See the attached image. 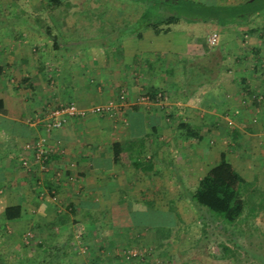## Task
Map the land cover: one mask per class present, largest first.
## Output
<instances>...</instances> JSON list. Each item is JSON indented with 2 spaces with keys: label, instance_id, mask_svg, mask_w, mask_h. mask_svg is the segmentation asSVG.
Masks as SVG:
<instances>
[{
  "label": "rangeland",
  "instance_id": "rangeland-1",
  "mask_svg": "<svg viewBox=\"0 0 264 264\" xmlns=\"http://www.w3.org/2000/svg\"><path fill=\"white\" fill-rule=\"evenodd\" d=\"M71 3L67 12L56 11L54 14L67 13L69 20L79 21L68 32L71 40L80 39L77 46L109 51L137 47L145 52L151 50L150 46L167 48L168 43L172 44L176 39L182 46V53L176 54L180 55L181 62L175 65V53H169L167 70L182 67L179 75L185 80L195 79L199 84L208 82L210 77L215 78L218 71H225L224 92H219L225 93V104L215 106L211 116L204 120L201 119L203 111L196 108L205 94L203 92L193 93L196 105L192 110L184 109L183 102L175 94L173 97L167 95L165 101L148 104L158 107L163 118L170 123L165 141L158 140L153 133L151 136L150 151L157 174L137 173L133 167L128 170L118 168L119 171L112 173V179L103 175L100 188H89L75 173L57 170L56 179L71 184L73 190L70 192L69 187L68 191L72 193L69 196L63 194L65 188L58 192L56 189V195L52 196L45 183L46 176L51 175L50 169L44 173L18 170L14 175L19 176L17 185L12 173H3L5 177L0 179V264H264L263 139L262 125L257 123L256 117L257 107L264 104L261 83L264 66L258 71L254 69L257 62L264 61V55L258 54L259 57L247 52L252 37L247 27L232 25L223 29L214 21L190 23L182 19L172 26V32L156 38L146 22L124 18L133 9L135 17L140 13L141 6L132 0H71ZM219 6L225 7V0H209L205 13H210V7ZM254 6L264 8L260 7L264 6V0L256 1ZM0 7L51 6L47 0H0ZM113 16H117L116 19ZM251 25H259L260 33L264 34V18L257 16ZM140 33L143 36H139ZM253 41L259 43L262 40ZM242 46L241 51L239 47ZM244 52H247V59L238 60ZM24 75L17 76L15 82L19 81L26 89L27 85L22 81ZM242 75L247 79L249 75L254 76L250 77V83L259 93L258 105L248 94L242 96L238 92ZM23 90L21 94L25 92ZM242 103L250 117L246 123L250 130H246L245 139L241 136L234 139L232 130L239 132L243 127V117L238 112ZM123 111L115 102L113 110L99 114L116 116L120 136L129 123ZM169 114L175 115L177 121L173 122ZM188 121L201 131L203 138L189 140L182 137L175 141L173 133L178 123ZM113 136L116 134H108L106 142L102 143L103 150L109 147ZM158 142L163 144L159 147ZM159 152L160 156L157 155ZM221 153H226L249 182L243 195L245 211L234 223L199 206L188 195L200 178L220 160ZM24 177L29 180L24 181ZM123 197L125 201H120ZM82 199L91 203L88 208L78 205L76 212L69 209V203L78 204ZM147 201L153 204L149 206ZM14 203H22L26 214L23 219L10 223L3 219V212L7 205ZM146 206L150 208L148 213L144 212ZM86 212H90L92 218ZM62 214L66 217L61 218ZM225 245L236 253V259L225 257ZM132 249L137 250L144 260L124 259V254Z\"/></svg>",
  "mask_w": 264,
  "mask_h": 264
},
{
  "label": "crops",
  "instance_id": "crops-1",
  "mask_svg": "<svg viewBox=\"0 0 264 264\" xmlns=\"http://www.w3.org/2000/svg\"><path fill=\"white\" fill-rule=\"evenodd\" d=\"M244 1L246 0H225V5H239ZM68 10H70L68 7H0V99L4 101L6 111L0 112V179L5 177L3 173H12L17 185L19 176H14L17 174L16 171L20 170L23 173L25 171L21 165V159L25 156V151L21 149L23 144L28 141L43 142L53 149L49 172L51 175L46 176L45 183L56 187L54 189H58L57 192L60 188H65L63 194L70 196L73 187L56 179L57 170L75 173L86 187L100 188L103 175L107 174L108 179H112L114 177L112 173L119 171L118 168L135 169L131 163H113V143L144 140L149 149L150 140H153L152 133L160 141L167 138L170 123L163 118L158 107L140 103L138 101L140 93L151 86L165 89L169 96L171 94L172 97L174 94L179 96L184 109L192 110L191 108L196 105L193 93L203 92L205 94L196 108L203 111L201 119L204 120L211 116L210 113L215 106L225 104V93H219L223 91L222 86H225V71H218L217 78L210 77L208 82L199 84L195 79H183L182 75H179V72L183 71L182 67L167 70L166 62L170 60L168 54L182 53L181 42L176 39L172 44L168 43L170 46L167 48L150 46L151 50L145 52L137 47L110 51L100 47L83 49L77 46L80 44L79 38L71 40L68 36L69 28L76 27L79 21L69 20L67 13L54 14L56 11ZM133 11L124 18H137ZM116 17L113 16L114 19ZM252 23L253 21L249 25L234 23L220 26L223 29L232 25L246 26L252 35L251 47L247 52L250 55L263 56L264 38L258 32L251 33V28L260 27L259 25L254 27ZM160 36L156 35V38ZM253 39L262 41L258 43ZM242 48L243 46L239 47L240 50ZM247 52L239 55L238 60L247 59ZM175 55L173 61L176 65L181 59L180 55ZM249 73L253 74V71ZM23 74L25 75L22 81L27 85L26 89L19 81L15 82V78ZM250 77L252 75H249V79L242 75L238 82V92L240 91L242 96L247 94L246 86L255 90L250 83L252 80ZM232 81L234 82V79ZM261 83L264 88V77ZM21 88L25 92L28 91V94L25 92L21 94ZM219 89L220 91H217ZM59 102H75L86 108L116 102L119 108L124 110L123 114L129 123L122 130L121 136L118 133L121 128L115 115L88 114L82 119L73 118L61 129L52 132L26 125L27 117L35 112H37L35 115H42L49 106ZM243 104L238 107L239 116L243 117L241 119L243 127L239 129V134L245 139L246 130H250V127L246 126L250 117L246 115ZM257 108H259L256 111L257 123L262 125L263 139L264 104ZM171 119H174L173 122L177 121L175 115H172ZM180 123L173 133L175 141L182 138L178 129ZM258 124L254 123V126L258 127ZM109 133L116 136H113L109 147L103 150L102 143ZM160 144L163 142H158L157 146ZM158 154L160 156L161 153ZM135 171L140 172L136 169ZM25 180L29 178L24 177ZM24 181L22 179V182ZM119 200L121 201V198ZM85 204L91 203L85 199L78 202V205Z\"/></svg>",
  "mask_w": 264,
  "mask_h": 264
},
{
  "label": "trees",
  "instance_id": "trees-1",
  "mask_svg": "<svg viewBox=\"0 0 264 264\" xmlns=\"http://www.w3.org/2000/svg\"><path fill=\"white\" fill-rule=\"evenodd\" d=\"M133 3L141 6L140 13L137 17L138 21L146 22L149 29L153 30L156 35L166 34L172 30V26L181 22L182 19L193 23L198 21L209 22L214 21L221 26L227 24H248L252 22L257 16L264 18V8H255L254 4L258 0H246L239 5H225V7H210V13H205L206 3L209 0H132ZM47 3L51 7H68L72 6L71 0H47ZM174 5L182 6L183 8L177 9L172 7ZM202 6V7H201ZM259 7V6H258ZM264 7V6H260ZM250 29V28H249ZM251 33H259L264 38V34L260 33L258 27L251 28ZM143 34H139L142 36ZM57 36H54L55 45L58 44ZM259 56V55H257ZM260 57V56H259ZM264 66V61L257 62L254 69H258ZM256 71V72H257ZM1 72V71H0ZM247 94L252 97L253 102L258 105L259 93L246 86ZM145 94L149 95L152 99H156L158 94L161 93L167 97L168 93L165 89L149 87ZM0 112L5 113L4 101L0 99ZM171 116V114H169ZM28 127L31 126L26 123ZM8 128V127H7ZM179 132L181 137L186 139L203 138L201 131L192 127L189 123L181 122L179 124ZM233 137L237 139L240 134L237 129H233ZM144 140L129 141L126 143L115 142L112 144L113 149V163H131L137 171L149 172L151 174H157L155 169V159L151 155L149 144V150H147ZM51 156L49 163L51 161ZM21 165L26 169L22 162ZM263 166H264V138H263ZM162 176H164L162 174ZM50 189L54 186L46 183ZM249 184L247 179L241 174V172L235 167V165L228 159L226 153H221L220 160L217 161L211 168L200 178L198 184L194 190L189 192V197L192 201L199 206L206 207L212 212L221 215L227 222L234 223L241 218L245 211L246 202L244 200V193H246L245 187ZM56 188V187H55ZM125 198H121V201H125ZM150 205L151 201H147ZM69 209L76 212L78 204L69 203ZM90 204L81 205L82 208H86ZM88 208V207H87ZM150 208L146 206L144 212L148 213ZM90 212H86L89 216ZM24 206L19 203L9 204L5 207L3 212V219L7 222L14 223L25 217ZM91 215V214H90ZM66 217L62 214L61 218ZM92 218V216H89ZM99 227V224H97ZM100 228V227H99ZM237 258L236 253L227 245H225V257ZM124 259H142L143 256L127 257L124 254ZM76 264H89L86 262H78Z\"/></svg>",
  "mask_w": 264,
  "mask_h": 264
},
{
  "label": "built area",
  "instance_id": "built-area-1",
  "mask_svg": "<svg viewBox=\"0 0 264 264\" xmlns=\"http://www.w3.org/2000/svg\"><path fill=\"white\" fill-rule=\"evenodd\" d=\"M167 100V97L163 96L161 93L158 94L157 98L154 100L149 95L143 93L139 96L138 101L143 103H157ZM115 108L114 102H109L103 105H93L91 107H81L75 102H59L55 103L43 112L42 115H35L28 119L27 123L31 127L42 128L46 132H52L57 129H61L70 119L73 118H85L88 114H107ZM23 151H25V156L23 157V166L31 172H47L50 169V155L53 149L46 147L42 142L31 141L27 142ZM48 193L52 196L56 195L55 189H50ZM44 195L45 193H41ZM127 257L139 256L137 250H129L125 253Z\"/></svg>",
  "mask_w": 264,
  "mask_h": 264
}]
</instances>
